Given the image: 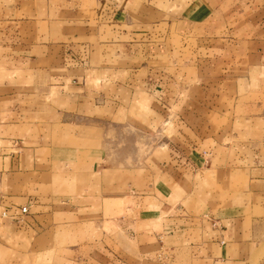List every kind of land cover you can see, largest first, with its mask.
I'll return each mask as SVG.
<instances>
[{"label": "crops", "instance_id": "crops-1", "mask_svg": "<svg viewBox=\"0 0 264 264\" xmlns=\"http://www.w3.org/2000/svg\"><path fill=\"white\" fill-rule=\"evenodd\" d=\"M174 1L0 0V264H264V110L237 109L264 0ZM114 125L153 161L112 155ZM109 221L145 240L116 251Z\"/></svg>", "mask_w": 264, "mask_h": 264}, {"label": "rangeland", "instance_id": "rangeland-1", "mask_svg": "<svg viewBox=\"0 0 264 264\" xmlns=\"http://www.w3.org/2000/svg\"><path fill=\"white\" fill-rule=\"evenodd\" d=\"M257 3H262L260 0H256ZM174 0L173 2H171L172 6H167V8H171L173 11H177V7L176 4H174ZM241 6L239 7V9H241V7H244L243 10L245 9H249L248 7H245V0H240ZM170 5V4H169ZM260 7V5H259ZM82 10H84L85 12L88 13H92L93 9H92V5L88 4V2H84L83 6H82ZM248 12L250 13V10H248ZM259 13H261V11H258ZM264 14V13H263ZM245 15V13L243 14ZM242 15V16H243ZM207 25V24H206ZM223 26V25H222ZM221 26V27H222ZM220 26H217L216 29H214L213 27L208 26L206 29V34H211V33H218L219 29L221 28ZM224 29L228 28V26L223 27ZM228 29H226L227 31ZM243 30V27H239L236 35H241ZM255 32V31H254ZM223 35V34H222ZM205 38H209V39H205L206 42H211V46L214 44V47L219 48V46H223L222 44L224 43V45H226V39H223L222 36L221 37H217V38H212L210 37H205ZM192 41H194V43L190 44L191 47L192 46H197V39H191ZM203 39H200V41L202 42ZM172 41V40H171ZM244 42L242 41L238 46L242 47L244 46ZM205 43V42H204ZM208 44V43H207ZM188 47V46H187ZM199 47H203V44H200ZM207 47V45L205 46ZM202 49L201 51L203 53H208L207 50ZM214 49V48H213ZM210 51H212V49H210ZM187 53H191V50H187ZM230 60H227V62H229ZM200 64L203 65V63L208 62L206 60L202 61L200 60ZM190 64H194V60L192 63ZM239 94H240V98L238 101V105H237V109L239 112H245V111H251V112H258V111H262L264 110V73H259L258 75L255 74L252 76L251 81L245 82V79H240L239 80ZM246 99L249 100L245 101ZM117 128L114 125V129L112 126L108 127V130L106 132V134H104V138L108 139V143H109V150L110 153L114 156L117 157V159L122 156H126L127 157V161L128 163H132L131 160V154L135 151L139 152V157L143 158V161L148 162V161H153V158L151 157L153 151H149L151 146H150V139L149 136L144 137V135H140V139H137V135L136 133L133 132L132 128H124V129H115ZM99 138V137H98ZM101 139V138H100ZM136 145L135 146V143ZM154 139V138H153ZM157 139V138H155ZM137 140L139 142H137ZM149 140V141H148ZM146 146L147 148H143L142 150H140V146ZM149 152V153H148ZM143 162V163H144ZM140 205H142L143 207H148L151 205V203L148 202L147 198H144V200L140 203ZM245 211H249L248 208L245 209ZM80 226H77L75 228H72L71 230V239L66 238L64 241L66 242H71V243H83L86 241H90L93 239H99V237L101 236V231L100 228L93 222H90L88 224L83 223V224H79ZM134 230L136 232L139 231L140 228H142V225L139 224H134L131 225ZM104 228L106 231H108V233L112 234L113 237L116 239L117 241V245L114 246V248L116 249V251H126V252H133L134 250H137V246H138V242H137V238L139 239L138 241L142 242L145 240V236L143 234H137V237L133 238L132 235L130 234L129 231H127V229H122V227H120L117 222L115 221H109V223L104 224ZM121 228V229H120ZM64 254V253H63Z\"/></svg>", "mask_w": 264, "mask_h": 264}, {"label": "built area", "instance_id": "built-area-1", "mask_svg": "<svg viewBox=\"0 0 264 264\" xmlns=\"http://www.w3.org/2000/svg\"><path fill=\"white\" fill-rule=\"evenodd\" d=\"M26 209H27V207L26 206H22V211H26ZM6 214V213H5ZM164 252H158V253H156V257L158 258V259H161L164 255Z\"/></svg>", "mask_w": 264, "mask_h": 264}]
</instances>
